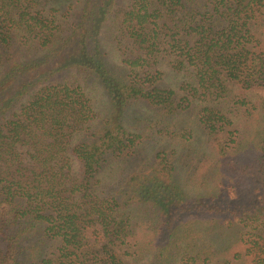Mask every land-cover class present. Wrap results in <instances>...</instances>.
<instances>
[{
  "label": "trees",
  "instance_id": "16d2710c",
  "mask_svg": "<svg viewBox=\"0 0 264 264\" xmlns=\"http://www.w3.org/2000/svg\"><path fill=\"white\" fill-rule=\"evenodd\" d=\"M58 11L0 0V264H264V127L194 105L153 68L183 71L201 101L264 87V0ZM81 77L103 89L102 113ZM186 111L201 137L171 128Z\"/></svg>",
  "mask_w": 264,
  "mask_h": 264
},
{
  "label": "rangeland",
  "instance_id": "374dc122",
  "mask_svg": "<svg viewBox=\"0 0 264 264\" xmlns=\"http://www.w3.org/2000/svg\"><path fill=\"white\" fill-rule=\"evenodd\" d=\"M71 2L72 0H49V4L59 10L57 12L58 14L65 11V8H67ZM116 22L117 20L115 19H112V21L110 20L108 27L105 29L104 49L107 51L108 58L111 62L119 64L121 63V56L119 55L118 49L119 42H117V38L115 39L118 30ZM153 68L158 69L162 73L159 80L161 86L172 88L180 95H188L194 105H198L200 103V105L208 104L222 107L232 120L235 122L245 123L248 126L247 128L250 130H257L264 127V87H254L243 90L239 85H229L231 88L229 97H211L208 102L201 101L199 99H195V97L190 94V89L185 85L187 78L184 76L183 71L173 68L165 61H161L160 63L154 65ZM79 80L83 82L85 91L89 96L94 109L97 112L102 113L106 108V96L103 89L96 82L91 80H85V78L82 77ZM85 82L87 83L85 84ZM182 86H184L183 89ZM134 111L135 112L133 114L137 116L144 117L151 115L145 110V108H138ZM170 123L172 129H178L181 131L193 129L195 136L200 135V131L195 123V117L192 112L186 111L180 117L172 119ZM186 134L188 136L187 132ZM201 136L202 135H200V137ZM151 144L159 146L165 144V142L163 140L159 141L158 138H152ZM151 149L152 148L148 147L146 150L150 152Z\"/></svg>",
  "mask_w": 264,
  "mask_h": 264
}]
</instances>
